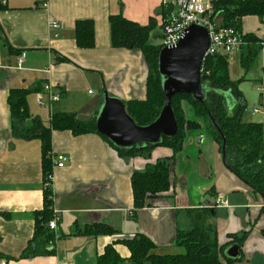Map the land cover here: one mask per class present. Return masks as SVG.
<instances>
[{"label": "crops", "instance_id": "crops-1", "mask_svg": "<svg viewBox=\"0 0 264 264\" xmlns=\"http://www.w3.org/2000/svg\"><path fill=\"white\" fill-rule=\"evenodd\" d=\"M42 3L7 0L0 5V26L10 44L2 46L0 40V258L8 264H98V257L117 237H94L78 230L101 223L114 227L121 237L140 234L164 254H178L183 250L176 245L177 232L191 230L192 214L212 209L206 225L216 230L219 245L248 232L242 264H264V198L226 168L219 143L189 106H183L187 120L200 127L186 130L177 154L157 147L138 156H121L98 134L52 130L51 152L69 158L64 169L52 170L53 208L60 213L56 243L49 246L54 254L21 258L34 235V216L44 205L43 141L14 136L10 92L30 89L29 111L45 127H50L55 113L91 122L99 114L105 91L125 104L144 101L147 64L140 51L113 48L109 18L121 14L142 26L155 19L160 26L161 16V0H48L46 9ZM85 19L95 23L93 49L76 43L75 24ZM252 33L264 38L248 32ZM22 54L25 61L19 66ZM256 62L262 86L260 54ZM46 85L61 97L52 110L46 95L47 106L37 101ZM162 159L171 163L169 191L149 198L135 211L132 175ZM219 195L226 205L216 206ZM116 248L125 261L130 257L126 248Z\"/></svg>", "mask_w": 264, "mask_h": 264}, {"label": "trees", "instance_id": "trees-1", "mask_svg": "<svg viewBox=\"0 0 264 264\" xmlns=\"http://www.w3.org/2000/svg\"><path fill=\"white\" fill-rule=\"evenodd\" d=\"M2 0H0V5ZM216 12L224 17L225 25L243 32V20L257 18L264 23V0H217ZM163 9L161 14L163 15ZM111 29V42L113 48H127L140 51L148 64L146 81L147 95L144 101H131L125 104L128 115L138 126L152 124L160 115L164 104L163 78L159 73L158 57L161 45L155 44V35L159 26L155 19L142 26L124 18L121 14L109 18ZM75 38L77 46L81 49L95 47V23L85 19L75 24ZM246 38L253 43L246 55L240 58V64L245 73L254 66L259 48L257 42L261 40L254 34H246ZM0 40L2 46H10L9 41L0 26ZM229 60L226 57H208L202 67V84L210 89L204 101H198L192 96L180 94L172 99L179 133L173 138H163L162 144L157 147H168L174 154L183 148L187 129H197L200 125L195 121L187 120L183 103L187 102L192 108L196 119L203 120L211 135L219 143L223 155L225 142L224 164L237 178L244 182L250 190L264 198V128L256 121L245 123L242 115L246 104L239 85L245 81L243 76L238 81H232L229 76ZM218 92V93H216ZM30 89L13 90L9 94L8 102L11 108L13 134L20 138H40L43 141V182L46 184L52 174L53 163L49 154L51 152V133L55 131H69L74 135L89 133L98 134L121 156H138L157 147H148L137 150H122L112 144L107 138L100 135L96 129L97 116L89 123H83L73 114L55 113L51 119L50 127H45L39 118L31 115L27 97ZM234 95L242 100L237 108L231 110L227 104L225 94ZM214 95V98H209ZM28 121L31 123L28 124ZM171 163L169 159L159 160L155 165H149L144 172H135L132 175L131 185L134 197V210L138 211L147 205L149 198L157 197L169 191ZM53 192L45 186L43 209L34 216L35 231L21 258L29 259L36 256L54 254L49 246L56 243V233L49 228L53 219ZM214 210L199 211L192 214V228L189 231H178L176 245L183 249L178 254L156 253V245L146 236L136 235L133 238L121 237L114 227L101 223L93 224L78 230V233L94 237H117L109 244L103 254L98 257V264H242L232 261L226 256V251L232 245H239L242 249L248 232L235 238L231 243L220 246L217 232L207 227L208 217ZM264 233V231H263ZM116 246L126 248L130 257L125 261Z\"/></svg>", "mask_w": 264, "mask_h": 264}, {"label": "water", "instance_id": "water-1", "mask_svg": "<svg viewBox=\"0 0 264 264\" xmlns=\"http://www.w3.org/2000/svg\"><path fill=\"white\" fill-rule=\"evenodd\" d=\"M209 46L208 31L202 26H192L184 33L177 45L161 49L158 67L163 78L162 86L166 100L159 117L148 126H138L128 115L125 103L111 97L105 91L104 102L96 119L97 132L122 150L157 147L162 144L164 137L176 136L179 133V126L172 107V99L184 94L198 101H204L212 92L202 84V67ZM231 96L225 94L227 104L232 110L238 101L232 100ZM245 105L242 104L243 107ZM225 147L224 142L223 161ZM226 256L232 261H240L241 247L232 245L227 249Z\"/></svg>", "mask_w": 264, "mask_h": 264}, {"label": "built area", "instance_id": "built-area-1", "mask_svg": "<svg viewBox=\"0 0 264 264\" xmlns=\"http://www.w3.org/2000/svg\"><path fill=\"white\" fill-rule=\"evenodd\" d=\"M217 0H161V9H163V15L160 16L159 29L162 32V41L160 45L162 47H171L177 45L184 33L192 26H202L208 33L210 38V46L207 51L208 57L222 56L229 58L237 54L246 55L249 47L253 45L251 41L246 38L244 32H239L233 27L225 25L224 17L221 13L216 12ZM3 5L7 4V0L2 1ZM43 8L48 7V0H43ZM54 29H59V24L53 23ZM256 44L259 48V54L264 60V39L260 38ZM25 61L24 54L19 56L18 64L22 66ZM262 93V101L259 107L254 108L252 117L256 122L260 123L264 128V82L260 89ZM45 95L52 110L53 105L60 101V95L53 92L51 85H46L44 93L37 94L38 104L42 107L48 104L45 101ZM49 157L52 160L53 167L57 169H64L68 162V156L64 154L54 155L50 152ZM53 174L49 176L48 182L45 186L50 187L53 195L50 197L54 202L53 191ZM226 205V201L223 195H219L216 201V206ZM53 219L49 222V228L51 231L57 234L58 224L60 221L59 211L52 208ZM0 264H8L6 260L0 258ZM63 264H72L65 262Z\"/></svg>", "mask_w": 264, "mask_h": 264}, {"label": "rangeland", "instance_id": "rangeland-1", "mask_svg": "<svg viewBox=\"0 0 264 264\" xmlns=\"http://www.w3.org/2000/svg\"><path fill=\"white\" fill-rule=\"evenodd\" d=\"M250 31L256 32L258 35L264 37V23L258 21L255 18L244 19L243 20V32L247 34ZM157 34L158 35H155L156 39L154 42L155 44L160 45L162 41V32L160 29L157 30ZM254 36L256 35L254 34ZM144 60L146 61V59ZM228 60H229V66H228L229 76L231 80L237 81L243 76L245 77L244 78L245 81L239 85L243 98L246 102V108L242 115V121L245 123L253 122L255 121V119L252 117L253 109L259 107L262 101V96L260 94V89L262 86H261V81H260V71L258 69V62L255 63L251 71H249L248 73H245V70L242 69L241 64H240L241 58L239 55L231 56L228 58ZM147 68H148V64H147ZM209 98L210 99L214 98V95H209ZM231 99L232 100L234 99L236 102L237 101L239 102L238 100L239 98L235 97L234 95L233 97L231 96ZM183 106L184 107L189 106V109H191L190 105L187 102H184ZM36 110H41V109L37 106ZM33 116L35 117L36 114H33ZM160 251L161 250L157 248L156 253L164 254L162 251L161 252ZM165 253H170V252H165Z\"/></svg>", "mask_w": 264, "mask_h": 264}, {"label": "bare ground", "instance_id": "bare-ground-1", "mask_svg": "<svg viewBox=\"0 0 264 264\" xmlns=\"http://www.w3.org/2000/svg\"><path fill=\"white\" fill-rule=\"evenodd\" d=\"M235 108H237V105H236L233 109H235ZM233 109H232V110H233Z\"/></svg>", "mask_w": 264, "mask_h": 264}]
</instances>
